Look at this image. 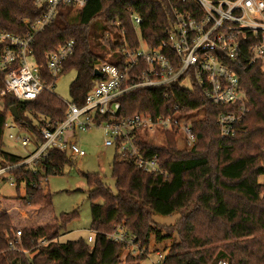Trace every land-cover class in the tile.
<instances>
[{"label": "trees", "instance_id": "trees-1", "mask_svg": "<svg viewBox=\"0 0 264 264\" xmlns=\"http://www.w3.org/2000/svg\"><path fill=\"white\" fill-rule=\"evenodd\" d=\"M184 5L179 0H88L80 10L63 6L54 21L36 36L35 60L48 85L75 71L69 102L82 107L101 79L96 74L99 66H118L124 61L118 53L109 57L122 45L123 35L132 47L138 46L132 14L142 18L141 37L153 48L166 39L175 21L174 10ZM186 5L193 7L190 0ZM43 13L44 8L37 7L35 0H0V31L24 35L28 31L25 21L34 22ZM69 41L75 43L74 53L54 80L45 69L46 54ZM233 69L241 78L249 110L236 136L221 138L217 120L229 109L213 107L196 86L184 91L174 83L123 94L116 101L121 105L119 116L124 118L147 114L179 120L203 112L202 117L190 122L196 144L180 147L176 136L166 133L159 145L140 134L137 142L141 156H157L167 176L145 173L135 159L115 151L111 174L114 191L101 174L84 173L92 243L82 238L59 241L67 226L78 219L77 211L62 213L38 228L22 229L19 243L14 239L17 230L9 216L0 214V264H138L147 258L153 238L161 243L174 233L178 241L160 264H264V186L258 182L264 176V73L244 61L234 63ZM3 79L4 74H0V88ZM12 107L17 112V118L12 116L15 123L33 135L34 152L44 141L41 130L65 119L67 103L50 91H43L27 104L6 95L0 111V167H11L8 172L16 189L24 186L21 201L31 207L51 208L53 195L42 183L49 176L63 174L73 165V158L51 150L36 162L35 171L20 165L26 158L5 151L3 141ZM156 215L179 218L172 228L161 230L153 220ZM119 227L139 244L140 254L122 256L130 250L109 238ZM11 242L17 243L14 249ZM26 251L34 255L29 258Z\"/></svg>", "mask_w": 264, "mask_h": 264}, {"label": "built area", "instance_id": "built-area-1", "mask_svg": "<svg viewBox=\"0 0 264 264\" xmlns=\"http://www.w3.org/2000/svg\"><path fill=\"white\" fill-rule=\"evenodd\" d=\"M179 1L185 5L174 10L175 21L158 47H149L143 40V20L139 15L132 14L138 46L132 47L123 35L122 45L111 51L109 57L118 53L124 61L118 66L101 64L98 69L101 79L94 84L85 105L77 107L66 102L68 111L65 119L41 130L44 141L36 145L35 151L20 165L35 171L36 162L46 158L51 150L65 152L72 158L84 157L85 151L77 143L66 141L67 132L84 133L97 128L103 131L105 146L135 159L140 170L167 176L157 156H141L137 142L140 134H147L154 143L161 144V137L172 133L183 148L192 147L197 139L190 125L181 118L177 120L147 114L120 117L121 105L116 99L136 88L178 83L181 90L191 91L196 86L213 107L229 109L217 120L221 138H233L240 132L249 112L248 99L233 64L244 61L247 65L258 66L264 73V0H190L193 7L186 5L187 0ZM87 2L35 0V5L44 8V13L34 22L25 21L28 25L26 34L0 31V74H4L3 87L0 88V111L6 95L18 101L31 102L43 91L52 92L54 84L46 83L44 71L34 57L35 38L54 21L59 8L69 6L80 10ZM74 46V41H69L46 54L45 69L54 80L61 75L65 61L73 55ZM131 81L132 84L128 85ZM8 118L12 123L7 119L4 130H10L9 139L23 148L35 146L33 135L18 126L12 114ZM180 134L183 136L180 137ZM10 169L0 167V183L10 175ZM8 180L11 186H15L11 175ZM21 232L17 230L14 233L17 243L20 242ZM109 238L124 244L132 253H141L139 244L120 227ZM87 241L92 243L93 237L89 236ZM16 244L11 242V249Z\"/></svg>", "mask_w": 264, "mask_h": 264}, {"label": "rangeland", "instance_id": "rangeland-1", "mask_svg": "<svg viewBox=\"0 0 264 264\" xmlns=\"http://www.w3.org/2000/svg\"><path fill=\"white\" fill-rule=\"evenodd\" d=\"M99 34L100 33H98V35ZM75 77V71H70L60 76L53 86L52 92L62 101L69 102V86L75 79ZM202 115L203 112H199L197 115L192 114L190 116L184 117L183 121L185 122V124L190 125V122L192 120L202 117ZM8 121L12 123V120L10 118H8ZM9 131L10 130H5L4 132L3 141L5 144V151L17 156H25L26 149L28 148H23L21 145L16 144L12 140H10L8 137ZM145 136L150 138L147 134H145ZM153 136L157 137V135ZM182 136L183 135L180 134V137ZM163 138L164 137H161L162 142L159 145L163 144ZM66 141L77 143L85 151L86 156L74 157L73 165L67 166L64 169L63 174L52 175L44 180V189L49 191L53 195V206L46 212L35 210V213L31 215L28 213V211H26V213L31 216L30 219L33 220L32 223L27 221V224L33 226L31 229H33L34 227L38 228L37 226L41 227L43 226V224H50L54 221H52L51 218L49 219L47 215L50 212H52L55 217H59L62 213H71L73 211H77L79 215L78 219L72 221L67 226L66 233L59 239V241H75L80 238L87 240L89 236H92V231L90 230L91 209L88 199V186L83 177V174H101V176L104 178L105 183L108 184L109 187H111L114 191V180L111 174L115 150L104 145L105 137L103 131L97 128H93L84 133H73L69 131L66 135ZM178 145L180 146V144ZM258 182H260L264 186V176L259 177ZM19 192L21 195H23L24 188H20ZM19 192L16 188L11 186L9 182L0 183V200H2L3 198H8L4 200L7 204H10V206L12 205L23 207V205L25 204L20 199H18L20 198L19 196L16 198L13 197L17 196ZM9 197H13L14 200ZM178 218V215H173L170 217L156 215L154 216L153 220L157 228L164 230L172 228L177 222ZM47 221L50 222L46 223ZM22 225H20V227L18 226L20 230H22ZM175 241H178L176 233H174L170 239L162 241L161 243H156L153 238L149 247V254L147 258L143 261H140L138 264H160V262L167 256L170 247L174 244ZM127 254L137 256L139 252L132 253L130 251L129 253V251H125L122 256L126 257ZM26 255L31 258L34 254H30L26 251Z\"/></svg>", "mask_w": 264, "mask_h": 264}, {"label": "crops", "instance_id": "crops-1", "mask_svg": "<svg viewBox=\"0 0 264 264\" xmlns=\"http://www.w3.org/2000/svg\"><path fill=\"white\" fill-rule=\"evenodd\" d=\"M74 10V9H73ZM34 147L35 146H30V147H27L28 149H26V155L25 156H20V157H23V158H27V156L32 152V150L34 149ZM12 154V153H11ZM9 176L10 175H7V177L9 178ZM5 178L4 180H3V182H1V183H6V182H9V180H8V178ZM14 188H16V186H13ZM24 188V186L22 185V186H20V188ZM20 188H18L17 189V191L19 192L20 191ZM25 190V189H24ZM47 191V190H46ZM24 194H25V191H24V193H23V195H21L20 194V192L18 193V195L17 196H13V197H20V198H22L23 196H24ZM13 197H9V198H11V199H13L14 200V198ZM20 198H18V199H20ZM6 199H8V198H3L2 200H0V214H3V213H6L8 216H9V218H10V220H11V223H12V225H13V227H14V229L16 230V229H18V230H20L19 228H18V226L20 227V225H22V229H31L33 226H30V224H27V221H29V222H33V220H31L30 219V217L31 216H29V214L31 215V214H34L35 212V210L36 211H40V212H42V211H44V212H46V211H48L50 208H35V207H31V206H28V205H26V204H24L23 205V207H20V206H10V204H7L6 202H5V200ZM23 202V201H22ZM3 208V209H2ZM26 211H28V213L29 214H27L26 213ZM23 214V215H22ZM23 216V218H22V216ZM48 215V217H49V219L51 218L52 219V221L54 220V218H55V215H53V213L52 212H50L49 214H47ZM22 219V220H21ZM21 220V221H20ZM26 223H25V222ZM51 221V222H52ZM48 222H50V221H47L46 223H48ZM18 223V224H17ZM46 225V224H45ZM43 226H44V224H43ZM37 227H40V226H37ZM35 228V227H34ZM93 233H92V237H93Z\"/></svg>", "mask_w": 264, "mask_h": 264}, {"label": "water", "instance_id": "water-1", "mask_svg": "<svg viewBox=\"0 0 264 264\" xmlns=\"http://www.w3.org/2000/svg\"><path fill=\"white\" fill-rule=\"evenodd\" d=\"M96 74L99 75V72L96 71ZM18 102H19V104H27V103H28V101H24V100H20V101H18ZM11 114H12V116H13L14 118H17V112H16L15 107H12V108H11Z\"/></svg>", "mask_w": 264, "mask_h": 264}]
</instances>
